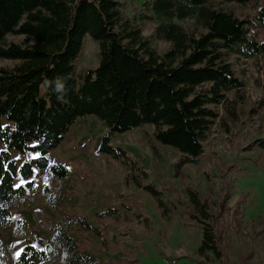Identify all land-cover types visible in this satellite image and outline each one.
I'll use <instances>...</instances> for the list:
<instances>
[{
	"label": "trees",
	"instance_id": "trees-1",
	"mask_svg": "<svg viewBox=\"0 0 264 264\" xmlns=\"http://www.w3.org/2000/svg\"><path fill=\"white\" fill-rule=\"evenodd\" d=\"M213 1L235 2L242 8L218 7ZM142 20L155 23L154 36L167 42L163 51L157 52L141 33ZM85 33L96 44V61L78 71ZM7 34L22 38L6 39ZM261 53L264 0H140L137 4L132 0H0V57L12 61L0 65V227L13 220L11 234L25 238L28 221L12 216L11 204L25 189H36L37 171L57 181L69 177V169L56 157L50 158V149L78 118L93 114L106 129L99 149L132 170L125 174V182L150 193L164 219L176 210L187 218L186 226L200 229L195 247L202 256L199 264L227 258L232 247L229 239L241 232L249 244L254 243L264 234V225L255 228L250 223L241 199L230 202L232 178L227 171L236 160L223 161L213 176L204 170L212 184L211 198L193 187L185 188L184 198L177 192L166 197L161 188L143 179L146 171L108 139L115 132L150 123L151 146L157 140L180 152L172 165L174 175L182 163H197L214 119L227 133L228 121L240 118L238 103L245 97L247 79L235 74L231 55L236 59ZM58 77L67 90L63 99L55 90ZM239 127L251 135L241 148L264 149V94L247 108ZM10 148L23 155L19 164ZM16 172L25 181L19 188L13 183ZM42 194L48 206L57 210L56 188L43 184ZM118 203L96 208L94 223L73 211L60 212L55 220L41 219L50 236H34L33 242L23 243L13 263L139 264L135 244L143 253L146 250L138 238H132L131 244L115 242L121 252L118 258L98 256L108 245V221L123 234L151 228L152 219L139 211V200L134 205L126 199ZM71 232L91 233L96 244ZM252 251H242L238 264H246ZM6 263L0 239V264Z\"/></svg>",
	"mask_w": 264,
	"mask_h": 264
},
{
	"label": "rangeland",
	"instance_id": "rangeland-1",
	"mask_svg": "<svg viewBox=\"0 0 264 264\" xmlns=\"http://www.w3.org/2000/svg\"><path fill=\"white\" fill-rule=\"evenodd\" d=\"M137 4L140 0H132ZM218 7L242 8L235 2L213 1ZM155 23L150 20L140 22L141 33L145 34L150 45L161 52L167 47L164 39L157 38L153 34ZM22 35L7 34L6 39L20 40ZM232 54L230 60L237 76L246 77V85L243 87L245 97L238 103L240 118L244 117L247 108L253 101L264 94V53L255 57L236 58ZM235 59V60H234ZM96 61V44L88 33L81 39V52L76 61L77 70L81 71L88 64ZM8 58L0 57V65H11ZM219 105V104H218ZM240 118L228 121L230 131L225 133L218 125L217 118L210 126V131L204 143V151L199 155L197 163L186 161L178 167L174 175L172 165L180 156L175 148L153 140L151 146L149 136L152 129L150 123L115 132L110 135L109 144L122 147L128 157L146 171L143 179L150 180L155 187L162 189L164 196L170 197L174 192L182 198L185 197V188L193 187L201 195L211 198L209 180L204 175V170L213 176L219 171L223 161L236 160V165L227 171L230 176V190L233 196L230 200H242V208L245 217H249L250 223L259 228L264 225V149L254 147L243 149L240 146L251 138L245 135V129L239 127ZM240 126H242L240 124ZM103 124L93 115L86 114L78 118L70 125L57 145L50 149V158L56 157L69 169V177L60 181L49 177L43 171H37L35 190L25 189L10 206L11 215L21 216L28 221V234L25 238L15 237L11 234L9 223L0 227V239L5 248L6 264H14L21 245L25 242H33L34 236L47 238L50 232L45 230L40 220L48 218L55 220L60 212H75L82 214L90 223H94L93 211L101 206L111 204L118 205V200L126 199L130 205L139 200L141 213L148 214L152 219L149 230L140 228L138 233L126 234L115 232V224L108 221L106 249L98 252L103 260L107 257H119L121 252L118 245L131 244L132 238H138L143 253L138 248L139 264H151L160 261L165 254H173L177 257V264H199L202 256L195 253V247L200 240V229L194 226H186L185 217H180L174 210L169 217L164 219L153 196L136 186L125 182L131 169H127L121 161L111 156L105 150L99 149L102 135L105 133ZM233 137V140H231ZM237 141V142H235ZM0 148L2 145L0 144ZM10 153L17 159L19 164L23 155L10 148ZM37 170L36 168H34ZM136 171V169H134ZM17 172L14 174L13 183H21ZM43 184L56 188L60 198L57 202V210L48 206L42 194ZM216 212V208H211ZM124 231L123 228H119ZM74 234L73 232H71ZM91 245L96 244V239L91 233H76ZM232 247L225 259L210 258L203 264H238V256L246 249H252L253 257L246 264H264V234L254 243L249 244L245 235L241 232L238 237L229 239ZM36 260L34 261V264Z\"/></svg>",
	"mask_w": 264,
	"mask_h": 264
},
{
	"label": "clouds",
	"instance_id": "clouds-1",
	"mask_svg": "<svg viewBox=\"0 0 264 264\" xmlns=\"http://www.w3.org/2000/svg\"><path fill=\"white\" fill-rule=\"evenodd\" d=\"M47 83V81L45 82ZM55 90L57 93H59L60 95L58 96L59 99H63V95L66 93V88L63 82V78H57L55 81Z\"/></svg>",
	"mask_w": 264,
	"mask_h": 264
},
{
	"label": "built area",
	"instance_id": "built-area-1",
	"mask_svg": "<svg viewBox=\"0 0 264 264\" xmlns=\"http://www.w3.org/2000/svg\"><path fill=\"white\" fill-rule=\"evenodd\" d=\"M151 264H177V257L173 254H165L161 257L160 261Z\"/></svg>",
	"mask_w": 264,
	"mask_h": 264
},
{
	"label": "snow or ice",
	"instance_id": "snow-or-ice-1",
	"mask_svg": "<svg viewBox=\"0 0 264 264\" xmlns=\"http://www.w3.org/2000/svg\"><path fill=\"white\" fill-rule=\"evenodd\" d=\"M37 156H39V153H37ZM25 181L24 180H21V184H17L15 185L17 188L21 187L22 184H24ZM17 255L19 256L20 255V252H17Z\"/></svg>",
	"mask_w": 264,
	"mask_h": 264
}]
</instances>
